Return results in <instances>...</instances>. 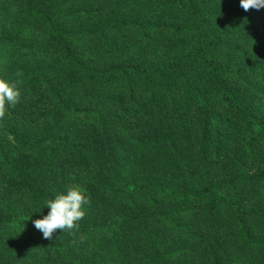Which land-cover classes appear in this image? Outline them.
<instances>
[{
  "label": "trees",
  "instance_id": "1",
  "mask_svg": "<svg viewBox=\"0 0 264 264\" xmlns=\"http://www.w3.org/2000/svg\"><path fill=\"white\" fill-rule=\"evenodd\" d=\"M0 78L21 93L0 120V264H264V8L0 0ZM61 117L101 145L23 130ZM71 187L84 218L43 238Z\"/></svg>",
  "mask_w": 264,
  "mask_h": 264
},
{
  "label": "clouds",
  "instance_id": "2",
  "mask_svg": "<svg viewBox=\"0 0 264 264\" xmlns=\"http://www.w3.org/2000/svg\"><path fill=\"white\" fill-rule=\"evenodd\" d=\"M240 7L245 11L264 8V0H240ZM18 83H9L0 78V120L6 115L7 106H15L21 97ZM90 200L78 187H71L66 194H58L54 199L48 200L46 207L50 209L42 219L33 221L37 230L41 231L43 238L51 240L57 230L71 232L79 227V221L86 214L85 205Z\"/></svg>",
  "mask_w": 264,
  "mask_h": 264
},
{
  "label": "rangeland",
  "instance_id": "3",
  "mask_svg": "<svg viewBox=\"0 0 264 264\" xmlns=\"http://www.w3.org/2000/svg\"><path fill=\"white\" fill-rule=\"evenodd\" d=\"M77 100L81 108L92 106L94 102L93 99H90L86 96H82L81 99L77 97ZM22 106L23 103L20 104L21 108ZM23 130L25 134H27L29 137H38L40 135L47 134L49 132H54V133L72 132L74 135L77 136L79 141L83 144H90L94 146L101 145V137L95 130L87 129L77 124L76 122L72 121L68 117H61L58 126H49L39 130H27V129H23ZM71 162H72L71 154H62V153H57L50 160V164L59 169L68 166ZM39 163L40 162L38 160H30L25 164V170L32 171L35 167L39 165ZM86 220H88V217L85 219V221Z\"/></svg>",
  "mask_w": 264,
  "mask_h": 264
}]
</instances>
